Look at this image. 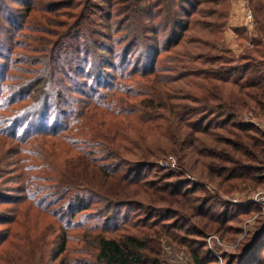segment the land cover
<instances>
[{"label": "rangeland", "instance_id": "obj_1", "mask_svg": "<svg viewBox=\"0 0 264 264\" xmlns=\"http://www.w3.org/2000/svg\"><path fill=\"white\" fill-rule=\"evenodd\" d=\"M21 1L26 3L31 0ZM260 1L226 0L219 6L203 4L192 16V22L201 20L211 24V27L206 29L203 25L193 23L184 34L181 45L169 52L162 51L159 55L151 52L142 63H139L136 55H130L126 66L131 69L136 62L140 68L136 76L151 71L155 66L157 74L165 78L158 87L165 88L164 97L170 101L167 109H159L151 117L142 110L145 88L138 84L143 81L136 77L131 79L136 85H131V81L123 82L120 79L123 67L116 61V66L109 69L108 75L112 87L99 89L102 95L96 96L97 109L89 113L85 106L91 103L90 95L94 94L92 88H98L94 83L98 71L94 72V69L98 64L96 66L92 61L83 65L86 73L76 75V82L63 81L65 91L69 86L64 99H52L55 108L49 110V115L45 117L43 123L46 126L32 135H26L24 128L12 130L15 125L9 121L16 116L15 111L32 110L34 101L19 102L12 107L10 103L12 95L35 79L34 73L43 68L32 60L37 58L36 52H29L23 45L35 50L39 44L37 40L41 36L48 37L46 32H32L28 26L19 31L16 38L9 36L6 29L1 32L0 47L7 43L8 46L0 51V80L6 88L0 95L3 109L0 111V264H100L99 238L121 240L129 236L143 241L150 239V249L144 256L153 262L196 264L190 249L181 241L184 232L177 231L176 227L188 228L195 233L186 240L199 251L206 264H264V233L252 251L245 253L243 249L244 245L252 242L259 228L264 226L262 204L257 202L264 198V179L260 183L234 179L220 186L219 180L212 181L207 173L204 176V171L212 162L222 167L227 166L226 162L199 153L207 151L219 154L225 150V141L232 138L229 132L236 131V128L220 113L203 110L205 103L199 97L207 92L204 85L210 78L198 71L209 72L211 67H220L219 63L212 65L209 61L212 57L233 60L232 65L264 62V33L259 35L256 29L255 8L260 6ZM262 3L264 5V0ZM8 4L14 8L22 7L12 0ZM211 8L229 10V18L219 20L217 16L201 14V11ZM79 10L75 11L78 17ZM177 10L180 11L179 8ZM250 13L252 23L248 20ZM97 14L92 17L95 21H99V12ZM152 14V9L148 10L143 19L150 23L154 17ZM263 18L264 14L260 15L259 20ZM40 25L44 30H51L46 22ZM197 40L202 42L201 45ZM207 42L217 49L212 50V47L203 45ZM108 44L114 46L111 42ZM10 46H13L12 52H9ZM188 50L197 56L195 60L183 58L184 52ZM135 51L138 52L139 48ZM192 71L195 74L185 78ZM91 72L92 78L89 79L86 74ZM181 76L185 79L173 82ZM241 76L242 73H236L234 79H240ZM110 78L117 79L112 81ZM78 81L79 89L85 88V95L75 94V100H78V105H75L71 92L78 90ZM124 90L135 92L127 95L123 93ZM173 93H177V99ZM43 105L40 104L39 108ZM178 114L184 118V123ZM234 122L252 126L254 130L249 133L252 136L257 137V131L264 134V118L247 110ZM48 130L58 131L48 133ZM197 130H206L210 136L206 137ZM16 132L27 140L18 143L12 139L11 136ZM100 132L108 136L110 146L119 156L103 162V159H98L100 165H107L110 174H128L132 180L139 178L149 186L173 183L180 184L184 190H197L188 197L189 200L205 198L209 202L207 209L212 214L221 213L231 218L226 226L232 231L197 235V225L202 221L179 207L183 203L180 201L182 198H178L173 206L161 205L150 201V195L134 194L136 187L125 192L127 188L116 178L99 174L94 176L97 171L92 168H89V177L85 180L93 192L101 196L94 199L90 209L74 216L73 204L66 198L62 199L70 194L68 192L65 195V188L68 189L69 185L61 184L59 178L62 174L70 173L73 179L72 165L80 171L83 159H96L99 151L93 146L94 143H90L93 138L91 135ZM198 138L199 142L196 141ZM216 139L220 140L217 147L213 142ZM116 192L121 193L118 206L101 199L105 195L113 196ZM64 240L66 245L62 253L60 250Z\"/></svg>", "mask_w": 264, "mask_h": 264}, {"label": "trees", "instance_id": "obj_2", "mask_svg": "<svg viewBox=\"0 0 264 264\" xmlns=\"http://www.w3.org/2000/svg\"><path fill=\"white\" fill-rule=\"evenodd\" d=\"M8 1L10 0H0V45L2 39L1 32L5 29L8 31V35L13 38L25 26H28V29L32 32H46L45 35L48 37L41 36L37 40L39 44L35 50L31 49L29 45H23L29 52H36L37 58L32 60L42 65L43 68L34 73L36 74L35 79L30 80L29 83L19 90L14 87V90L16 89L17 91L12 95L11 106L9 105L12 107L19 102L34 101L31 107L32 110L23 109L15 111L16 116L9 121L15 125V128H12V130L18 129L19 131V129L24 128L23 131L26 132V135H32V133L36 134L43 130V127L46 126V123H43V121L49 115V110L52 111V108H55L52 99H55V97H58L59 101L64 99L65 92L68 91L69 86H67L65 91L63 81L70 80L71 83L76 82V75L86 73L83 65L89 64L92 61L96 66L98 64V67L94 69V72L98 70L96 82H94L98 88H92L94 94L90 95L92 99L91 103L85 106L89 109V113L97 109L98 105L96 106V103H98V99L96 96L101 94L99 89H110L112 87L109 85L108 75L109 69H114L116 66V61L120 62L123 67L120 74V79L123 82L131 81V85L135 84L131 79H135L136 77L143 81V83L139 81L138 84L139 87L143 86L146 89H143L145 98L141 102L143 105L142 110H145L151 117L153 113L160 111L159 109H167L170 101L168 102L164 97L165 88L162 87L163 91H161L162 89L158 87L165 81V78L157 74L155 66L151 71L143 72L140 76H136L138 72L140 73V68L136 66V62L131 69L126 66L130 61V55H136V59L140 61L139 63H142L151 52L159 55L162 51L169 52L174 47H178L181 45L184 34L189 31L193 23L194 25H203L206 29L211 27V24L209 25V23L202 22L201 20H197L196 22L193 20L192 22V16L197 12L199 6L203 4L219 6L226 0H31L30 2L26 1V3L20 2V0H12V2L22 6L21 8L12 7L8 4ZM259 5L255 8V12L257 13L256 29L259 35H261L264 33V18L259 20L260 15L264 14L262 0L259 2ZM78 8H80L79 17L75 15V11ZM147 9H152L153 11L152 15L154 17L150 22L152 26H150L148 20L145 21L143 19L148 11ZM66 10L67 13L65 12ZM97 11L100 15L99 21H95L92 18L94 15H98ZM201 14L210 17L217 16L219 20L229 18V10L227 9L216 10L211 8L210 10L201 11ZM72 20L73 22H70ZM42 22L48 23L51 30H44L40 25ZM237 34L239 35V33ZM109 42L113 43L114 46L111 47L108 44ZM191 42L189 41V43ZM197 42L199 41L197 40ZM252 42L254 43L255 39ZM201 43L199 42L198 44L201 45ZM258 43H262V41ZM14 44L13 42V46ZM203 45L208 48L212 47L210 42ZM7 46L8 43L3 44L2 48L0 47V51ZM13 46H10L9 52L13 51ZM68 46H70V49ZM137 48H139L138 52L135 51ZM213 49H217L216 46H213ZM257 53L261 54L259 51ZM184 54L183 58L186 59L193 58L195 60L197 57L189 50L184 52ZM209 61L212 65L219 63L221 66L211 67L209 72L198 71L199 74L207 75L210 78L209 81L207 80L208 84L206 82V85H204V89L207 92L202 94L199 100L205 103L203 107L204 111L213 110L220 113L222 117L225 116L227 122H231L236 131L229 132L232 138L225 141V150L219 151V154L216 152L207 153V151L199 152L203 156L214 157V159L226 162L227 164V166L222 167L218 163L212 162L211 166L205 167L204 176L207 173L212 181L219 180V183H217L220 186L234 179L243 181L247 179V181L252 183H260L264 179V134L262 135L257 131V137H259V134L260 137L252 136L249 134L254 130L252 126L245 124L238 125L234 121L238 117L243 116L244 110L264 118V62H245L240 65H232L233 60L227 59L224 61L223 58L215 57H212ZM236 73H242L240 79H234ZM92 74L93 72L86 74V77L91 79ZM193 74L195 72L192 71L185 78ZM185 78L181 76L174 80L171 78V80L179 82ZM115 79L117 78H113V80ZM104 80L107 81L105 82ZM76 84L78 85V90L72 91L71 97L74 99L75 105H78V100H75L77 99L75 98V94L80 96L85 95V88H82L83 90L79 89V81ZM3 89L5 90L6 88L5 86L3 87V81L0 80V95L3 94ZM134 92L123 91L127 95ZM177 93H173L176 95L174 96L175 99H177ZM42 103L44 105L42 108H39ZM35 107L37 110H35ZM0 111H3L1 105ZM178 115L182 123H184V118L180 114ZM82 116H85V114ZM57 123L61 124L62 122L57 121ZM50 131L48 130L47 132L55 133L54 131L58 130ZM197 132L206 137L210 136V132L206 130H197ZM91 136L93 138L90 143H94L93 146L97 147L99 151L96 159H90L91 161L83 159L84 161L81 163L83 167L80 171H77V167L72 165L73 179H71L70 173H66V175L62 174V177L59 178L61 184L69 185L68 189L65 186H63V189L65 188L67 191L65 195L68 192L71 195L62 197V199L66 198L73 204L72 210L75 211L74 216L77 213L90 209L94 199L101 196L94 193L91 186L85 180L89 177L87 176L89 168H92L97 171L94 176L99 174L106 178H116L121 185L123 184L127 188L125 192L128 193V190L136 187L133 192L134 194L145 193L147 196L150 195V201L161 205L173 206L178 198H182L180 201H183V203L179 204V207L189 212L190 216L200 218L202 221V223L197 225L199 228L197 235L204 236L208 233L221 234L232 231V229L229 231L226 226L231 221V218L221 213L212 214L211 210L207 209L209 202L205 198L203 200L201 198L189 200L188 197L196 193L197 190H190L189 188L184 190L180 184L175 185L173 183L164 185L153 184L149 186L139 178L132 180L133 178H130L131 175L128 174H110L107 165L105 163L100 165L98 159H103L102 162L108 159H117L119 157L117 151L110 146L108 136L102 132L95 135L92 134ZM11 138L18 141V143H24L27 140L21 137L19 132L13 134ZM200 138L196 141L199 142ZM207 141L208 138H206ZM213 142L217 147L220 140L216 139ZM206 165L207 163H205ZM71 183L75 184V186L73 187ZM120 197L121 193L119 192L109 197L105 195L101 199L108 201L112 206H118L117 202ZM2 200L4 201V199ZM175 229L184 232V238H181V241L190 249L189 251L194 262L196 264H206L199 251L193 248L192 244L186 240L195 233L191 232L188 228L176 227ZM263 233L264 226L259 228L249 245H244L243 249L245 253L255 248L257 240L260 239ZM149 242L150 239L143 241L131 236L121 240L101 237L98 239V260L100 264H160L159 261L153 262L151 258L149 259L144 256L150 249ZM65 245L66 241L64 240L60 250L62 253L65 251Z\"/></svg>", "mask_w": 264, "mask_h": 264}, {"label": "built area", "instance_id": "obj_3", "mask_svg": "<svg viewBox=\"0 0 264 264\" xmlns=\"http://www.w3.org/2000/svg\"><path fill=\"white\" fill-rule=\"evenodd\" d=\"M248 20H249V23H252L251 21H252V15H251V13L248 15ZM257 201V200H256ZM257 202H260L261 204H262V209H263V211H264V198H262V199H260L259 201H257Z\"/></svg>", "mask_w": 264, "mask_h": 264}]
</instances>
